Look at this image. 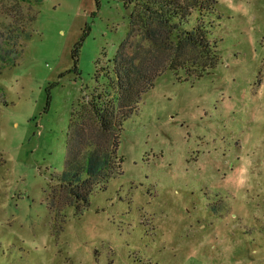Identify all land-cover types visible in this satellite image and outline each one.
I'll list each match as a JSON object with an SVG mask.
<instances>
[{
    "label": "rangeland",
    "instance_id": "obj_1",
    "mask_svg": "<svg viewBox=\"0 0 264 264\" xmlns=\"http://www.w3.org/2000/svg\"><path fill=\"white\" fill-rule=\"evenodd\" d=\"M177 1L210 4L198 77L145 0H0V264H264V0ZM123 45L161 73L114 139L88 102ZM69 147L104 172L73 182Z\"/></svg>",
    "mask_w": 264,
    "mask_h": 264
},
{
    "label": "trees",
    "instance_id": "obj_2",
    "mask_svg": "<svg viewBox=\"0 0 264 264\" xmlns=\"http://www.w3.org/2000/svg\"><path fill=\"white\" fill-rule=\"evenodd\" d=\"M210 3L213 0H207ZM193 5V6H192ZM207 6H196L193 3H179L177 0H145L142 4L139 15L141 22L145 28L149 40H166L165 33L168 38L171 36L176 39L174 51L183 52L187 47L192 50H200L202 56L207 59V63L200 62L189 66L188 61H177L176 64H169L168 69H175L177 67L185 68L186 71H198L196 76H201L202 71L205 70L208 61L212 58L211 53V41L208 37L209 23L206 25L203 17L204 11L209 8ZM83 38L80 40L82 41ZM77 42L75 49L73 50V57L75 62L77 61L78 47L81 42ZM166 45L170 46L171 41ZM124 45L116 53L112 62L113 73L115 75L114 84L118 88L117 95L111 100H106L103 95L92 94L88 102V107L92 112L94 120L100 128L107 134H113L116 139V133L120 129L121 121L128 116L137 106L141 93L153 86L154 80L160 75L161 69H147L144 70L140 66L141 63L137 62L135 57H124ZM176 52V53H177ZM197 56V55H196ZM199 57H201L199 55ZM203 58V59H204ZM193 62V61H192ZM201 68V69H200ZM106 68H104L105 70ZM200 69V70H199ZM107 70V69H106ZM191 74V73H189ZM113 81V80H112ZM109 87H113L111 79L105 87V92H109ZM81 131L77 132L80 135ZM79 141V140H78ZM115 141V140H114ZM83 140L81 141V143ZM116 145V142H114ZM72 147L68 148L66 166L71 170V178L73 182H80L85 184L89 178L102 171V168L107 165V159H101L96 155L82 156L77 162H74L72 156ZM80 151L78 150L77 155ZM86 176L84 181L81 179V172ZM104 172V168H103ZM68 171L63 175L66 177ZM79 186L76 185V188ZM73 189L74 195L78 194V191Z\"/></svg>",
    "mask_w": 264,
    "mask_h": 264
}]
</instances>
